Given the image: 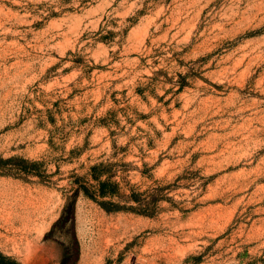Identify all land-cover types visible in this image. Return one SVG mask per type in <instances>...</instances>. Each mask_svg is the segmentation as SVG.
<instances>
[{
    "label": "rangeland",
    "instance_id": "1",
    "mask_svg": "<svg viewBox=\"0 0 264 264\" xmlns=\"http://www.w3.org/2000/svg\"><path fill=\"white\" fill-rule=\"evenodd\" d=\"M0 252L264 264V0H0Z\"/></svg>",
    "mask_w": 264,
    "mask_h": 264
},
{
    "label": "trees",
    "instance_id": "2",
    "mask_svg": "<svg viewBox=\"0 0 264 264\" xmlns=\"http://www.w3.org/2000/svg\"><path fill=\"white\" fill-rule=\"evenodd\" d=\"M101 193H105L104 190H102ZM0 264H17V263L0 252Z\"/></svg>",
    "mask_w": 264,
    "mask_h": 264
}]
</instances>
